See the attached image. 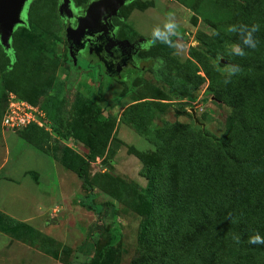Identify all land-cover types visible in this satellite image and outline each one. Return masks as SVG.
Instances as JSON below:
<instances>
[{
  "label": "rangeland",
  "instance_id": "1",
  "mask_svg": "<svg viewBox=\"0 0 264 264\" xmlns=\"http://www.w3.org/2000/svg\"><path fill=\"white\" fill-rule=\"evenodd\" d=\"M245 1H129L114 23L121 40L143 41L133 78L129 70L109 73L86 62L74 67L59 0L31 1L27 27L14 31L12 51L0 44V264H149L139 251L145 191L154 177L157 184L180 187V165L171 166L167 177L159 169L162 150L177 158L209 159L207 174L206 167L192 173L188 187L194 191L204 186L201 175H208L214 196L225 192L220 182L230 187L241 173L255 175L254 186L247 194L238 189L227 207L232 213L239 207L237 223L251 222L242 208L250 209L255 186L263 187L257 203L262 223L244 228L239 243L233 228L220 244L222 254L219 249L218 256L196 264H264V245L247 243L256 232L264 236V130L246 136L251 100L244 98L235 110L214 93L205 71L208 67L220 79L230 65H238L241 75L235 76L258 91L264 103V15L256 49H245L244 57L223 55L238 43L227 29L242 24ZM169 12L180 25L184 47L178 53L160 44L146 50L151 30ZM157 59L164 61L158 71L153 68ZM174 78L189 83L191 93L173 95L167 81ZM11 93L41 104L49 130L5 127ZM83 161L96 210L80 202L89 194L78 176ZM150 166L158 169L145 174ZM166 187L159 191L166 194ZM240 192L244 196L238 198ZM182 240L179 235L175 245L152 253L159 255H152L156 264H183L176 251L186 247Z\"/></svg>",
  "mask_w": 264,
  "mask_h": 264
},
{
  "label": "trees",
  "instance_id": "2",
  "mask_svg": "<svg viewBox=\"0 0 264 264\" xmlns=\"http://www.w3.org/2000/svg\"><path fill=\"white\" fill-rule=\"evenodd\" d=\"M242 24L251 26L252 24L260 25V30L257 32L259 39L262 36V20L261 16L264 15V0H246L242 5ZM27 27V25H24ZM238 41V40H237ZM239 42V41H238ZM10 50L9 52H11ZM9 67H6L4 71H7ZM206 74L210 79V87L216 93L219 98L227 100L231 103L235 110L240 109V102L244 98L251 100V107L253 108L250 113V119L252 122L249 124V128L243 130L246 131V136L250 134L252 130L261 129L264 130V103L261 96L252 89L248 84H241L237 76H232L230 82L225 84L226 77L217 79L216 74L208 67H205ZM131 72V71H130ZM136 74L132 72L129 74L133 78ZM155 78L160 79L158 73H154ZM241 75V72H240ZM173 95H177L183 90L187 95L192 91L189 83L183 79L174 78L167 81ZM260 92V91H259ZM264 90L260 93H263ZM19 98L27 100L18 95ZM29 101V100H28ZM31 103L39 104L31 101ZM6 107V106H5ZM5 109V108H4ZM234 110V111H235ZM40 128L36 124L28 126L27 129ZM261 142H264L263 139ZM159 151L161 149L159 148ZM195 157H174L171 152L164 153L162 150V156L160 160L161 166L159 169L164 172L167 177L171 170V166L174 164L180 165L179 182L180 187H171L168 182H159L158 184H166V194L159 191L156 178L145 191L144 199L146 201V208L144 212V218L140 225L139 231V251L146 254L147 262L150 264L155 262L152 255L159 256L160 251L169 249L170 246L175 245V240L178 236L184 238L183 244L185 248H179L176 250L179 257L184 258L183 264H196L198 260L205 258L210 261L213 257L218 256L216 251L220 249L222 254V247L224 238L231 233L233 228L236 231H232L234 237H241L242 230L249 226L251 229L257 226L258 223H262V214H259L257 203L261 202L259 194L262 192L263 187L255 186V199L250 209L242 208L244 215L251 222L249 223H237L241 220L242 214L239 207L236 212L232 213L227 207V204L232 200H236L237 191L254 186L255 175L251 176L243 173L237 175L234 180L235 186L228 187L226 182H220L225 191L217 196L209 195L212 191V184L209 183V178L206 175L200 176V182L204 185L198 191H194L188 187L191 181L192 173L200 174V170L206 167V174L208 172L209 159L205 160L203 156ZM87 161H83L78 169V176L82 180L83 184L88 188L89 194L80 201L84 206L93 208L96 210L91 200L96 196L93 188L89 182L87 176ZM200 168V169H199ZM154 169H158V166L147 167L143 172L146 174L152 173ZM146 171V172H145ZM197 174V175H198ZM152 177V174H151ZM249 178L250 182L247 181ZM225 186L227 188H225ZM207 187V188H205ZM225 188V189H224ZM204 189L208 191H203ZM239 189V190H238ZM158 196V198H157ZM244 196L242 192L239 196ZM245 199V197H243ZM211 199V200H210ZM245 203V201H243ZM235 206V205H233ZM235 208V207H234ZM11 222L13 219L9 218ZM151 253V254H150ZM203 257V258H202ZM174 264V263H171Z\"/></svg>",
  "mask_w": 264,
  "mask_h": 264
},
{
  "label": "flooded vegetation",
  "instance_id": "3",
  "mask_svg": "<svg viewBox=\"0 0 264 264\" xmlns=\"http://www.w3.org/2000/svg\"><path fill=\"white\" fill-rule=\"evenodd\" d=\"M96 1L98 0H70L69 15L59 11L65 29V19L76 28L77 18L84 16L88 6ZM59 2L61 8L63 0H59ZM119 17L118 15L107 21L100 20V26L94 27L92 31L79 39L75 38V41L67 39V50L74 67H79L82 62H86L88 67L102 68L105 72H114L115 74L126 70L133 72L138 67L136 58L143 41L142 39L132 41L133 45L119 44L118 40H122L118 37L117 25L114 23V19ZM98 29L99 31H97ZM115 50H118V55Z\"/></svg>",
  "mask_w": 264,
  "mask_h": 264
},
{
  "label": "water",
  "instance_id": "4",
  "mask_svg": "<svg viewBox=\"0 0 264 264\" xmlns=\"http://www.w3.org/2000/svg\"><path fill=\"white\" fill-rule=\"evenodd\" d=\"M32 0H0V44L5 51L12 50L11 40L14 31L19 26L27 24L26 14ZM131 0H98L91 3L85 11V15L77 18V27L74 28L66 21V37L69 41H75L84 34L89 33L94 27L100 26L102 20L107 21L119 15L120 9ZM63 14L70 12V0H63L60 8ZM101 20V21H100ZM99 31V29L97 30ZM121 45H133L127 40H118Z\"/></svg>",
  "mask_w": 264,
  "mask_h": 264
},
{
  "label": "clouds",
  "instance_id": "5",
  "mask_svg": "<svg viewBox=\"0 0 264 264\" xmlns=\"http://www.w3.org/2000/svg\"><path fill=\"white\" fill-rule=\"evenodd\" d=\"M180 25L176 21L175 14L169 12L167 14L166 20L162 25H158L151 30L150 38L144 42L145 49L151 48L157 44L166 45L167 47L176 50L178 53L184 45L179 42L180 40ZM260 30V25L252 24L248 25H233L230 26L227 31L229 33L236 34L238 38V43L232 44L223 53L227 57H244L246 55L245 49H256L258 40L255 37V33ZM218 34V33H217ZM175 38V39H174ZM242 41V42H241ZM118 55V50H115ZM164 61L162 59H157L156 63L153 65L154 70L158 71L163 65ZM11 71V68L8 69ZM240 72L238 65L232 64L225 71L224 75L226 79L224 83L230 82L232 76H235ZM236 242L239 243V237H236ZM247 243L250 245H264V236L259 232L254 233L249 236Z\"/></svg>",
  "mask_w": 264,
  "mask_h": 264
},
{
  "label": "built area",
  "instance_id": "6",
  "mask_svg": "<svg viewBox=\"0 0 264 264\" xmlns=\"http://www.w3.org/2000/svg\"><path fill=\"white\" fill-rule=\"evenodd\" d=\"M49 122L47 110L41 104L31 103L12 93L8 96L3 116L5 127L12 130H22L36 124L48 131Z\"/></svg>",
  "mask_w": 264,
  "mask_h": 264
}]
</instances>
